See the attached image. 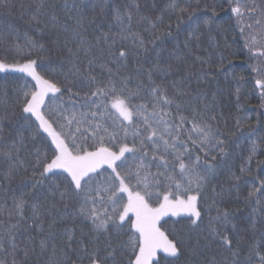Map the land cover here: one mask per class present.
<instances>
[{
  "label": "trees",
  "instance_id": "1",
  "mask_svg": "<svg viewBox=\"0 0 264 264\" xmlns=\"http://www.w3.org/2000/svg\"><path fill=\"white\" fill-rule=\"evenodd\" d=\"M238 1L243 13L241 20L230 11L231 7L237 6L235 0H175L181 6L188 7L189 12L195 10L194 15L200 17L197 21L199 29L192 36H189V32L195 25L190 26L187 13L177 20L178 12L169 7L173 0H66L67 9L65 0H43L44 8L37 20L32 17L41 0H8L7 4H0V62L23 64L28 59H34L38 65H45L44 68L37 67V71L61 88L54 100L51 99V93L45 97L46 105H62L68 109V116H71L72 111H88V108L82 107L84 94L94 90L95 85L75 80V62L80 69L78 75L87 78L90 73L96 77L97 85L109 81V69L113 74L111 78L119 86H122L121 81H126L127 88L134 91L143 84L139 95L133 97L132 102L135 105L147 104L151 111L154 100L149 91L147 72L156 64L159 53L160 65L171 70L166 74L153 73L152 79L155 84L167 87L168 96L176 98L182 105L181 113H177L175 105L167 109L171 114L168 118L183 114L190 119L195 110L212 126L213 131L219 130L223 134L221 138L226 140L225 155H217L214 161L208 158L209 162L219 165L218 174L198 197V207L202 213V219L198 221L200 228L190 227L187 216L167 217L160 222L161 230L166 234L182 232L190 246H195L198 241L202 246V255L198 259L186 253L180 258L179 264H188L189 261L191 264H201L204 260L212 259L223 262L225 258L227 264H232L234 260H238L239 264H260L255 250L264 255V194L257 192L249 197V192L260 187L261 180H264V96L255 87L257 74L251 71L253 66L263 63V57L253 53L255 50L262 51L259 47L253 48L251 52L245 47L246 36L251 34L261 39L264 33L252 32L254 26L250 22L246 0ZM51 5H55V8ZM76 5L85 17L86 30H82L83 35L91 42L87 54L84 49L77 48V40L70 33H65L59 26L54 28L50 20L55 12L59 25L67 23L69 28L74 27V20L68 17L78 15ZM117 11L123 18V24L116 19ZM128 14L132 17L130 29ZM158 16L162 19L157 20ZM213 16L216 22L206 26L203 19ZM149 21L155 23L156 27ZM248 24L252 27L247 28ZM241 27L244 28V35H241ZM105 34L109 38L107 43ZM134 34L144 40L147 51L138 47L139 39ZM28 38L38 45L43 44L44 50L32 48ZM113 38L116 43L109 49ZM17 44L22 49L19 53L15 48ZM68 48L72 49V54ZM109 50L117 54L124 50L127 56L124 61L115 62L108 54ZM89 60L94 61L91 67L88 66ZM74 81L76 86L72 87V93L78 92V96L66 90V86H72ZM26 83L31 86L35 81L17 70L0 71V123L3 128L0 132V237H3L8 250L7 253H0V260L5 264H12L13 259L17 264H90L83 249L91 250L97 242L93 239L95 233L91 220L77 214L81 201H62L58 191L54 195L50 194L52 179L32 195H27L34 180L33 166L38 158L44 161L45 152L50 159L52 151L51 140L46 133L41 130L39 135L33 134L38 126L35 117L23 112L21 88ZM177 90L186 95L177 96ZM25 117H31V123ZM185 128H191V124H186ZM250 132L253 134L249 135ZM21 137L23 144L20 143ZM253 141L258 151L249 161ZM5 153H10L12 158L9 159ZM195 155H200L201 163L204 162L203 153L193 151ZM136 163L129 157V165L134 166ZM9 171L12 173L11 178L5 179ZM102 171L105 175L111 173V169L106 166ZM156 171L153 166L151 172ZM57 172L54 179L62 190V177L66 173ZM233 175L240 179H233ZM237 186L239 192L236 191ZM213 188L216 193L222 189L227 191L221 198L213 192ZM159 190L163 192L167 189L162 186ZM120 195L126 203L127 194ZM20 198L27 201L23 216L14 204ZM101 198L107 199V194L101 193L96 197V207L101 211L107 208L110 213L112 206L109 203L100 204ZM34 205L36 214L33 212ZM156 205L153 201V206ZM218 209L219 213L228 210L227 224L216 219ZM124 225V233H116L110 225L109 233L99 237L101 249L111 241V246L116 249V264H123L127 260L120 247L131 235L127 218ZM212 229L231 239V248L237 252V257H233L219 241H212ZM9 234L16 238L18 248L15 253L8 244ZM41 240L47 243L43 251L40 248ZM206 240L210 243L205 247ZM24 249L29 250L27 258ZM158 258H162V254Z\"/></svg>",
  "mask_w": 264,
  "mask_h": 264
},
{
  "label": "snow or ice",
  "instance_id": "2",
  "mask_svg": "<svg viewBox=\"0 0 264 264\" xmlns=\"http://www.w3.org/2000/svg\"><path fill=\"white\" fill-rule=\"evenodd\" d=\"M8 0H0V4H7ZM50 7L55 8V5ZM65 0V9H67ZM95 8L96 6L93 5ZM139 5H137V8ZM173 11H177V20L181 19L182 14L187 13L190 26L195 25L189 32V36L194 35L199 29L198 20L195 16V10L188 11V7H183L179 3L173 2L169 5ZM190 7V5H189ZM44 8L43 0L37 5L33 20L41 14ZM78 15L69 16L74 20V27L69 28L67 23L58 24V18L55 12L50 17L53 27H61L65 33H70L77 40V48L84 49L87 54L90 51L91 42L83 35L85 17L79 6L76 5ZM255 9H252L254 11ZM103 11V6H101ZM230 11L241 20L243 13L239 2L237 6L231 7ZM245 11H248L245 8ZM128 28H131V14H128ZM116 19L123 24V18L119 12L116 13ZM143 19H148L143 17ZM162 17H157L161 20ZM39 22V21H38ZM152 23L153 27L156 24ZM216 22V17L203 19V23L212 25ZM257 24L261 21L257 20ZM251 28L252 25H246ZM123 31V28H122ZM241 35H244V28L240 29ZM139 39L138 47L145 49L144 40L134 34ZM108 36L105 34L104 40L108 42ZM67 42V38H66ZM99 42V41H98ZM116 43L113 38L109 49ZM28 44L32 48L44 50L43 44H37L28 38ZM259 46V41L255 35L245 37V47L251 52L253 48ZM17 53L22 49L19 44L15 46ZM72 54V49L68 48ZM115 62H122L127 56V52L120 50L119 53H108ZM74 55V54H73ZM257 55L264 57V51ZM94 61L89 60L88 66L91 67ZM103 66V65H102ZM37 67H46L43 64H37L34 59H28L25 63L6 64L0 62V71L7 69L17 70L26 73L35 81L34 85L27 83L22 86L21 91L23 99L21 101L24 113H30L35 117L38 126L34 130V135H39L41 130L47 134L51 140L52 156L49 159L48 153H43L44 161L37 159L33 171V183L27 195H32L38 191L40 186L49 179H52L53 187L49 188V193L54 195L59 192L60 199L81 201L78 209L79 215L91 220L92 230L95 233L93 237L97 243L91 250L83 249L86 252L90 264H116V249L111 246L109 240L105 247H99V237L101 234L109 233V226L116 233H124L126 218L130 221L131 235L129 239L120 245L127 256L123 264H179L180 258L186 253L194 258L202 255V246L199 241L195 246H190L182 232L167 233L162 231L161 219L171 214V216H187L190 220V227L199 229L198 221L202 219V213L198 207V197L204 192L205 188L215 179L218 174L219 165L209 162L216 160L217 155H225L226 140L222 139V133L219 130L213 131L212 126L201 118V114L195 110L191 118L179 114L178 117L171 116L167 110L175 105L177 113H181L182 105L174 97L168 96V89L165 86L155 84L152 79L153 73H167L169 68H164L159 63V53H157V62L152 68L148 69L147 76L149 82V91L153 97L151 111L147 104H133V97L138 96L143 84L138 85L136 90H129L127 82L121 81L119 86L117 81L111 78L112 70L109 69V81L97 85L96 77L89 73L87 78H81L79 67L73 62L75 80L88 85H95L94 90L85 93V102L82 107L88 108L87 112L72 111L71 116L66 115L68 109L62 105H46L45 97L52 94L51 99H55V94L61 92V88L49 79H46L38 71ZM55 71V69H49ZM71 71V69H70ZM251 71L257 74L256 85L264 90V63L251 68ZM67 79V76L65 77ZM76 86L75 81L72 86H66V90L78 96L79 93H72V87ZM175 88V82L173 83ZM239 89H237V92ZM177 96L186 95V93L177 90ZM264 96V92H262ZM95 97V99H92ZM163 105V106H161ZM264 106V105H262ZM46 109V110H45ZM31 123V117H25ZM178 119V123H177ZM215 119V117H212ZM63 121V122H61ZM186 124H191V128H185ZM239 126V121H237ZM83 129V130H82ZM3 131L0 123V132ZM90 133V134H89ZM253 134L252 132L249 135ZM129 140L131 143H129ZM91 141V143H89ZM23 144V137L20 138ZM189 145L192 147L190 148ZM15 146V145H14ZM54 146V147H53ZM149 149H151V158L149 159ZM203 153L205 160L201 163V156H193V151ZM256 142H252V147L248 160L257 154ZM126 153L129 154L126 156ZM5 155L11 159L10 153ZM129 157L137 161L134 166L129 165ZM21 164L23 161L20 162ZM111 169V173L105 175L102 169ZM155 167L157 171L151 172ZM40 171H35V169ZM60 170L64 175V187L61 190L60 185L56 184L55 177ZM244 169L241 168V172ZM11 171L5 174V179L11 178ZM233 179L239 180L240 177L233 175ZM165 186L167 190L161 192L159 189ZM227 190H221L216 193L223 198ZM239 192V187H236ZM195 192L196 194H192ZM257 192L264 194V180H261L260 187L249 192V197ZM101 193L107 194V199L101 198L100 204L109 203L112 211L109 213L107 208L101 211L96 207V197ZM121 193L127 194V202L123 201ZM162 197V199H161ZM153 201L157 206H153ZM27 201L23 198L14 201L18 213L23 216V209ZM215 204V200L213 201ZM259 203V200H257ZM91 205V206H89ZM33 212L36 214V206H33ZM132 214L131 216L129 214ZM134 217V219H133ZM225 224L229 222V212L224 209L216 217ZM255 226V221L253 222ZM15 227V226H13ZM171 237V238H170ZM212 241H219L220 245L226 248L233 257H237V252L232 251V241L227 235H221L219 231L212 229ZM71 241V235L68 236ZM210 243L206 240L205 247ZM8 244L11 251L16 252L18 245L14 235H8ZM259 246V245H258ZM47 247L45 240L40 241V248L43 251ZM4 246V239L0 237V253H7ZM25 258L28 257L29 250L24 249ZM34 251V249H33ZM55 251V246H53ZM256 255L259 257L260 264H264V255L258 250ZM162 258H158L161 256ZM250 258V257H249ZM0 264H5L0 260ZM12 264H17L13 259ZM61 264V262H56ZM188 264H191L189 261ZM201 264H227L225 261L218 262L215 259L204 260ZM232 264H239L234 260Z\"/></svg>",
  "mask_w": 264,
  "mask_h": 264
},
{
  "label": "flooded vegetation",
  "instance_id": "3",
  "mask_svg": "<svg viewBox=\"0 0 264 264\" xmlns=\"http://www.w3.org/2000/svg\"><path fill=\"white\" fill-rule=\"evenodd\" d=\"M235 2H237V0H235ZM239 2V1H238ZM246 3L249 7V13L251 15V20L250 22L252 23V25L254 26L252 30V32H263L264 33V0H246ZM240 6V3H239ZM252 9H255L254 11H252ZM260 20L261 23L257 24L256 21ZM259 41V47L260 50L264 51V36L261 39H258ZM260 51L255 50L253 53L257 54ZM263 63H264V57H263ZM255 87L260 91L263 92L264 90L260 89L257 85H256V80H255Z\"/></svg>",
  "mask_w": 264,
  "mask_h": 264
},
{
  "label": "rangeland",
  "instance_id": "4",
  "mask_svg": "<svg viewBox=\"0 0 264 264\" xmlns=\"http://www.w3.org/2000/svg\"><path fill=\"white\" fill-rule=\"evenodd\" d=\"M156 206H157V205H156ZM129 215H132V214L130 213ZM181 216H185V215L182 214ZM167 217H178V216H171V214H169L168 216H165V217H163L162 219L167 218ZM133 219H134V217H133ZM162 219H161V220H162Z\"/></svg>",
  "mask_w": 264,
  "mask_h": 264
}]
</instances>
